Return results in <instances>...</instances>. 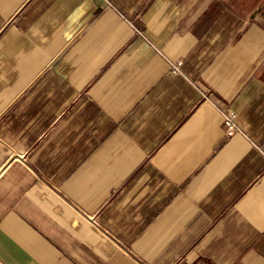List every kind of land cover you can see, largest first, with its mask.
Here are the masks:
<instances>
[{"label":"crops","instance_id":"crops-1","mask_svg":"<svg viewBox=\"0 0 264 264\" xmlns=\"http://www.w3.org/2000/svg\"><path fill=\"white\" fill-rule=\"evenodd\" d=\"M0 264H264V0H0Z\"/></svg>","mask_w":264,"mask_h":264},{"label":"built area","instance_id":"built-area-1","mask_svg":"<svg viewBox=\"0 0 264 264\" xmlns=\"http://www.w3.org/2000/svg\"><path fill=\"white\" fill-rule=\"evenodd\" d=\"M178 62L171 63L172 71L176 72L178 70ZM223 125L227 135H232L234 132L238 131L239 128L235 121V113L233 111H226L222 113Z\"/></svg>","mask_w":264,"mask_h":264}]
</instances>
